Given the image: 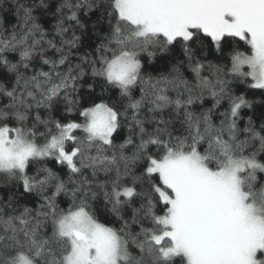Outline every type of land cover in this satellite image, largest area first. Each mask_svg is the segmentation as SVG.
Wrapping results in <instances>:
<instances>
[{
    "label": "snow or ice",
    "instance_id": "1",
    "mask_svg": "<svg viewBox=\"0 0 264 264\" xmlns=\"http://www.w3.org/2000/svg\"><path fill=\"white\" fill-rule=\"evenodd\" d=\"M0 264H264V0H0Z\"/></svg>",
    "mask_w": 264,
    "mask_h": 264
},
{
    "label": "trees",
    "instance_id": "2",
    "mask_svg": "<svg viewBox=\"0 0 264 264\" xmlns=\"http://www.w3.org/2000/svg\"><path fill=\"white\" fill-rule=\"evenodd\" d=\"M249 98H250V99H253V98H254L256 101H260V100L262 99V96H261V94L259 93V91L257 90L255 96H254V97L250 96Z\"/></svg>",
    "mask_w": 264,
    "mask_h": 264
}]
</instances>
